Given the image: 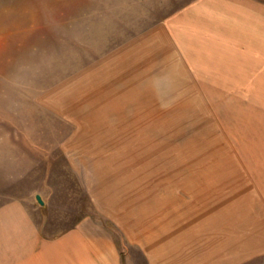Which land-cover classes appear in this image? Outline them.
Returning a JSON list of instances; mask_svg holds the SVG:
<instances>
[{
	"label": "rangeland",
	"instance_id": "1",
	"mask_svg": "<svg viewBox=\"0 0 264 264\" xmlns=\"http://www.w3.org/2000/svg\"><path fill=\"white\" fill-rule=\"evenodd\" d=\"M191 1L0 0V264H140L264 179V35L205 46Z\"/></svg>",
	"mask_w": 264,
	"mask_h": 264
},
{
	"label": "crops",
	"instance_id": "2",
	"mask_svg": "<svg viewBox=\"0 0 264 264\" xmlns=\"http://www.w3.org/2000/svg\"><path fill=\"white\" fill-rule=\"evenodd\" d=\"M185 10V31L206 36L205 46H230L237 35H251L255 42L256 35H264V0H192ZM263 181L242 189L236 200L222 197L215 204L208 198L204 210L187 209L182 216L186 221L190 216L191 226L177 232L169 248L160 235H142L147 241L141 244L140 264H264ZM110 254L101 251L99 259L104 264H139L129 251Z\"/></svg>",
	"mask_w": 264,
	"mask_h": 264
},
{
	"label": "water",
	"instance_id": "3",
	"mask_svg": "<svg viewBox=\"0 0 264 264\" xmlns=\"http://www.w3.org/2000/svg\"><path fill=\"white\" fill-rule=\"evenodd\" d=\"M37 200H38V202H39L40 204H43V201H42V199H41V196H40V195H37Z\"/></svg>",
	"mask_w": 264,
	"mask_h": 264
},
{
	"label": "bare ground",
	"instance_id": "4",
	"mask_svg": "<svg viewBox=\"0 0 264 264\" xmlns=\"http://www.w3.org/2000/svg\"><path fill=\"white\" fill-rule=\"evenodd\" d=\"M147 198V197H146Z\"/></svg>",
	"mask_w": 264,
	"mask_h": 264
}]
</instances>
